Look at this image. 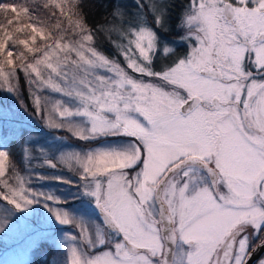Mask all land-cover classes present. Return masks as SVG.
<instances>
[{"label": "snow or ice", "instance_id": "6c2138e0", "mask_svg": "<svg viewBox=\"0 0 264 264\" xmlns=\"http://www.w3.org/2000/svg\"><path fill=\"white\" fill-rule=\"evenodd\" d=\"M0 7L19 15L15 5ZM60 11L64 15L63 7ZM187 13L179 39L188 51L158 71L152 68L159 42L152 28L133 30L126 45H117L124 68L93 45L95 33L79 10L74 13L79 19L67 17L60 37L70 31L75 42L63 48L54 42L31 63L19 52L18 67L31 84L73 102L56 109L65 119L49 118V127L67 123L84 141L134 138L123 149H91L71 157L107 228V235L100 229L95 238L82 230L83 244L96 251L73 246L71 264H247L255 251L249 250L250 237L264 229V0H189ZM155 23L165 26L160 17ZM10 41L29 53L33 49L28 39H14L7 30L0 36V54L6 55L0 60V87L18 92L10 82L17 67ZM161 51L172 49L164 44ZM4 65L13 67L5 71ZM34 103L39 113L41 97L35 93ZM8 166L9 153L0 150L5 189L0 200L17 210L41 200L61 203L53 194L26 187L24 177H6ZM137 168L130 177L127 169ZM13 178L15 186L9 183ZM49 210L61 224L74 222L67 211ZM7 224L8 219L0 223V231Z\"/></svg>", "mask_w": 264, "mask_h": 264}, {"label": "rangeland", "instance_id": "374dc122", "mask_svg": "<svg viewBox=\"0 0 264 264\" xmlns=\"http://www.w3.org/2000/svg\"><path fill=\"white\" fill-rule=\"evenodd\" d=\"M78 1L0 0V5H15L19 13L17 15L0 7V36H3L4 31L7 30L14 39L17 37L28 39V47L33 49V52L29 53L24 45L9 42L8 50L13 51L12 59L17 65L15 75L10 77V82L14 88L18 89V92H8L7 86L0 87V150H6L9 153L6 177H24L26 187L35 192L53 194L61 201L60 204H54L52 201L41 200L30 207L17 210L7 201L0 200V223L8 219V224L3 231H0V264H71L73 246H77L79 251L89 253L96 251L87 249L83 244L82 230H86L87 235L95 238V233L101 229L102 224L91 209L90 196L83 190V181L79 175L80 165L71 157L77 153L83 156L91 149H123L134 140L129 136L118 135L101 136L84 141L68 130L67 123L63 128L49 127L47 123L49 118L52 123L65 119L59 116L56 109L63 110L65 106L71 108L74 106L73 102L49 87L38 89L36 85L30 83L28 76L18 67L21 63L19 57L21 51L26 55L24 62L31 63L34 62L33 57L40 58L42 52L47 50V46L54 42H59L63 48L65 44L76 41L77 37L70 31L63 32L62 39L60 37L61 30L68 27V16H72L73 20L79 19L74 15L76 10L73 7V4ZM123 2L125 6H128L131 18H128L129 15H125L127 18L122 15L123 17L118 19L120 21L116 22L112 37L108 35L111 37L109 45L112 49L111 54H107L109 59H115L121 67L127 68L126 61L117 45H126L128 33L139 30L140 27H150L158 36L156 58L152 62L153 70L158 71L160 67L170 64L177 58H182L187 53L188 45L181 43L180 36L172 38L171 35L166 34L169 30L170 0H124ZM176 6L178 8V5ZM25 7L29 9L27 14L22 11ZM61 7L64 9V15H61ZM124 10L125 8L122 12ZM157 17L164 21V27H156ZM9 19L12 20V24L7 23ZM124 19L125 22H123ZM28 25H34L42 31V34L33 33L32 29L27 27ZM17 28L24 30L17 32L15 31ZM171 31L174 32L172 29ZM176 31L179 34L182 33L181 36L184 34L182 22ZM33 35L36 36L35 41L31 39ZM164 44H167L172 52L162 53L161 45ZM179 46L185 49L183 53H186L183 56H176L175 50ZM37 48L41 51H36ZM71 58L76 59L75 53H72ZM3 59H6V55L0 54V60ZM52 59L55 60V57ZM3 67L5 71H9L13 65ZM127 70L134 77L140 78L138 74L132 73L131 69ZM32 76L35 78V74ZM0 84H3L2 78H0ZM34 93L41 97L39 113L36 111ZM71 119L76 122L82 121L80 117ZM126 137L129 139L126 140ZM26 148L29 150L28 153ZM41 149L43 152L40 151ZM49 160L56 165L55 168L47 163ZM136 170L138 168L127 169L128 173L132 171L133 175ZM9 183L15 186L16 180L9 179ZM0 190H5L2 185ZM93 201L92 203L95 204ZM45 203L49 207H45ZM50 207L60 208L62 212L67 211L74 222L61 224L49 210ZM90 217L94 221L93 226L90 224ZM95 222H98V225ZM77 223L80 225L77 226ZM261 234H264V229L250 237V245H254L252 239L259 240ZM73 236L77 239H72ZM261 258H264V254Z\"/></svg>", "mask_w": 264, "mask_h": 264}, {"label": "trees", "instance_id": "16d2710c", "mask_svg": "<svg viewBox=\"0 0 264 264\" xmlns=\"http://www.w3.org/2000/svg\"><path fill=\"white\" fill-rule=\"evenodd\" d=\"M123 1L124 0H79L78 3L75 4V10H79L81 12L87 27L92 29L95 33L93 41L95 47L105 56H107L109 53L111 54L110 51H112V49L109 45V40L113 35L112 33L114 32L116 22L120 21L118 19L123 17L122 15H124V17L129 15L128 18H131V13L128 11V6H125ZM170 1L171 3L169 4L168 11L169 30L166 34H169L168 36L171 35L172 38H177L181 36L182 33L179 34L176 29L179 28L183 18L188 14L187 8L189 0ZM176 5H178V8ZM124 8L125 10L122 12V9ZM123 22H125V19ZM52 23L53 20L51 21V24ZM171 29L174 32H172ZM181 43L185 42L182 41ZM184 50L185 49L179 46L175 50V53H177L176 56H183L186 53H183ZM175 53L173 55H175Z\"/></svg>", "mask_w": 264, "mask_h": 264}, {"label": "water", "instance_id": "95a60500", "mask_svg": "<svg viewBox=\"0 0 264 264\" xmlns=\"http://www.w3.org/2000/svg\"><path fill=\"white\" fill-rule=\"evenodd\" d=\"M261 241H264V236L249 249L251 251L252 248H255V251H251V258L248 259L247 264H254V262L264 253V245L259 246Z\"/></svg>", "mask_w": 264, "mask_h": 264}, {"label": "flooded vegetation", "instance_id": "af4514ba", "mask_svg": "<svg viewBox=\"0 0 264 264\" xmlns=\"http://www.w3.org/2000/svg\"><path fill=\"white\" fill-rule=\"evenodd\" d=\"M125 139L127 140V139H129V138L126 137ZM132 175H133V172H131V173L129 174L130 177H131ZM90 198H91V203L89 202V204H91V205H90V206H91V209L93 210V212L97 213L98 216L101 218V216H100V212H99L100 210L97 208V206H96L94 203H92V201H93L94 199H93L92 197H90ZM93 202H94V201H93ZM95 208H96V209H95ZM101 219H102V218H101ZM101 219H100V220H101ZM101 221H102V220H101ZM261 236H262V234H261ZM252 241H253V243H255L257 240L252 239ZM250 243H251V242L249 241V249H250ZM261 257H262V256H261ZM261 257H260V258H261ZM260 258H259V259H260ZM259 259H258V260H259ZM258 260H257L254 264H257Z\"/></svg>", "mask_w": 264, "mask_h": 264}]
</instances>
